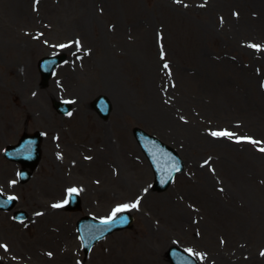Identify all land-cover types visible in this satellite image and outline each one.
Instances as JSON below:
<instances>
[{"label": "rangeland", "instance_id": "obj_1", "mask_svg": "<svg viewBox=\"0 0 264 264\" xmlns=\"http://www.w3.org/2000/svg\"><path fill=\"white\" fill-rule=\"evenodd\" d=\"M62 49L69 59L43 86L38 60ZM53 85L68 97L86 90L87 103L60 115L38 98ZM99 94L113 102L108 119L90 105ZM157 104L171 106L173 132L157 124ZM135 126L185 160L164 191L152 188ZM36 130L42 160L28 183L0 157V187L30 214L20 222L0 210V264H171L174 244L201 264H264V0H0V148ZM224 130L234 145L211 135ZM56 174L64 181L48 191ZM67 188L82 192L81 211L52 207ZM136 200L132 227L85 256L77 219Z\"/></svg>", "mask_w": 264, "mask_h": 264}, {"label": "water", "instance_id": "obj_2", "mask_svg": "<svg viewBox=\"0 0 264 264\" xmlns=\"http://www.w3.org/2000/svg\"><path fill=\"white\" fill-rule=\"evenodd\" d=\"M60 60H61L60 57H52V58L48 57V58H45L41 61V63H40L41 67L43 68V70H45L44 71L45 73L43 74L44 80L48 79V77L51 75L55 65ZM95 104H96V102H95ZM56 105H57L58 109L61 108V107H59V104L56 103ZM99 108L101 110L106 109L105 105L102 104V102L99 104ZM103 114L106 115V113H103ZM134 132L138 136V138L141 142L147 143L148 145L151 144V141L149 139H147V137H145L146 134L144 133V131L142 132V130L140 128H135ZM154 139H156V138H154ZM168 148H170V147H168ZM168 156L172 159H175V152L174 151L168 152ZM171 174H173V173L170 172V173L166 174L164 172L158 171L157 180L155 183V188L157 190H162V189L166 188L167 182H168L167 181L168 177ZM1 206L10 207L11 205H2L1 204ZM131 220H132L131 215H129L128 213H122L120 216L116 217V219L110 224H104V223H102L103 220H97V219H92V218H87V220L82 221L80 223V230H81V234H82L84 241L87 243L86 248H89V246L91 244H93L100 237H103L105 234H107V233H109L115 229H119V228H123V227L128 226L130 224ZM169 254H170L171 259H172L174 264H197L196 260H194L191 257L186 256L183 253V251L177 247H173Z\"/></svg>", "mask_w": 264, "mask_h": 264}, {"label": "bare ground", "instance_id": "obj_3", "mask_svg": "<svg viewBox=\"0 0 264 264\" xmlns=\"http://www.w3.org/2000/svg\"><path fill=\"white\" fill-rule=\"evenodd\" d=\"M21 5H24V2H23V4H21ZM16 8H19V4L16 6ZM23 12H26V13H28V7L26 8V9H24L23 10ZM31 46V48H30V53L33 51V54H34V50H38V47H36L34 44H32V45H30ZM37 49H36V48ZM110 65V64H109ZM153 65H154V62H153ZM33 70V69H32ZM153 70H154V68H153ZM153 75L154 74H156V72H154V73H152ZM158 76H160V75H158ZM115 78L113 77V76H110V79L108 80V83L109 84H111V86H112V82H115L116 81V79L114 80ZM32 81V75L30 74V82ZM37 96V94H33V97H36ZM39 96V95H38ZM88 92L86 91V90H84V89H78V95H73V96H71V97H68V96H64V95H62L61 93L59 94V92L58 91H56V89H55V87H54V85L53 86H50V90L47 92V95L45 94V92L44 91H42L41 92V95H40V97H38L39 99H41V97H47L48 99H49V101H51V100H53V101H56L58 98H68L70 101H73V107L75 108V103L77 104L79 101L81 102H83V103H87V99H88ZM37 101V100H36ZM79 104V103H78ZM91 104H92V102H91ZM90 104V105H91ZM115 104V108H116V103H114ZM77 106V108H79V107H81V105L79 104V105H76ZM41 107H43L42 105H41ZM118 107V106H117ZM53 109V108H52ZM153 110V109H152ZM21 111L22 112H24V114L26 115V117L28 118L29 117V114H28V112H27V109H25V108H23V109H21ZM49 112H52L53 113V111L50 109V105H49V109L48 110H45L44 112H42L41 114H43V116L44 117H47L48 116V113ZM55 113H57V112H55ZM155 115H157L158 117H157V124L159 125V123H161V122H163V123H168V124H170L171 125V127H170V133L171 132H173V130H174V127H175V124H176V122L174 121V117L173 116H171L170 114H171V106H167V110H164V107L163 106H161L160 104H157V108L155 109ZM170 113V114H169ZM178 123V122H177ZM229 140H230V138L228 137H220V140H218V141H222L221 143H224V145H228V144H230V145H234V144H232V143H229ZM67 141V143H66V147L67 148H69V142H70V140L69 139H67L66 140ZM215 142V141H214ZM231 142V141H230ZM217 143H220V142H217ZM242 144V143H241ZM243 146H245V144H243ZM102 171L104 172V173H108V169L106 168V167H103L102 168ZM51 172V171H50ZM107 175H109V174H107ZM64 181V179H62V178H60L59 177V175L58 174H56L55 175V178H54V181H52V182H49L48 184H47V187L45 188V189H47L48 191H54V189L56 188V187H58V183H62ZM52 187H54V188H52ZM52 188V189H51ZM51 189V190H50ZM163 250H165V247L163 248ZM35 254L37 255V256H45V255H48L47 254V252H45L44 250H43V248H40V247H38L37 249H35ZM36 256V257H37ZM197 257V259L199 260V262H200V264H201V259L198 257V256H196ZM160 263L161 264H164V262H162V261H160Z\"/></svg>", "mask_w": 264, "mask_h": 264}, {"label": "snow or ice", "instance_id": "obj_4", "mask_svg": "<svg viewBox=\"0 0 264 264\" xmlns=\"http://www.w3.org/2000/svg\"><path fill=\"white\" fill-rule=\"evenodd\" d=\"M176 2L179 3L180 0H176ZM76 44H77L78 47L80 46V42L79 41H76ZM60 47L64 48V47H68V45H60ZM250 47H252L254 49H257V50H261L262 46L261 45H257V44H253V45H250ZM163 67L165 69H168L169 65L167 63H165L163 65ZM66 103H73V101H66ZM68 115H71V112H69ZM211 135L214 136V137H229V138H232V137L235 136V133H232V132H229L227 130H224V131H214V132L211 133ZM240 141H247V142H250V143H253V144L258 143L257 141L253 140L251 137H240L237 142H240ZM260 151L264 152V148H261ZM176 171H179L178 167L176 168ZM11 183L15 184L16 181H11ZM68 192H69V194H73V193L78 192V189L70 188L68 190ZM15 199H17L15 196H9L8 197L9 201L15 200ZM67 202H68L67 200L64 201L65 204ZM139 204H140V201L136 200L134 203H131V204H127L126 203V204H122V205L118 206L117 208H115L113 210L111 216L108 217L107 219L103 220L102 223H104V224L112 223L116 219L118 213H122V212L128 211V210L133 209V208H138ZM52 207L60 208V207H63V204L62 203H57V204L52 205ZM37 215H39V213H37ZM0 247H4L5 249L7 248L6 245H0ZM186 251L189 252V253L193 252L192 249H187ZM196 255H200V254H196ZM262 255H264V253H262ZM201 258H203V257H201Z\"/></svg>", "mask_w": 264, "mask_h": 264}]
</instances>
